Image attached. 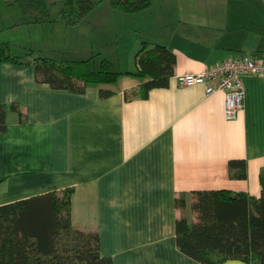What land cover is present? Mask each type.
<instances>
[{
  "label": "crops",
  "instance_id": "0c3cea01",
  "mask_svg": "<svg viewBox=\"0 0 264 264\" xmlns=\"http://www.w3.org/2000/svg\"><path fill=\"white\" fill-rule=\"evenodd\" d=\"M48 2V22L9 15L3 24L49 33L35 46L16 44L22 51L11 55L23 63L0 61V206L72 190L73 226L99 233L101 254L114 264H202L178 247L177 200L211 190L262 196L264 76L244 77L245 107L235 119L224 91L208 94L206 84L181 86L177 78L243 55L264 59V0H152L137 14L114 11L107 0L76 27L53 20L63 0ZM144 43L169 47L177 60L169 85L147 98L140 94L150 79L133 75ZM72 44L107 52L91 65L108 60L117 82L84 93L42 82L35 61ZM231 161L246 162V179L232 177Z\"/></svg>",
  "mask_w": 264,
  "mask_h": 264
},
{
  "label": "trees",
  "instance_id": "16d2710c",
  "mask_svg": "<svg viewBox=\"0 0 264 264\" xmlns=\"http://www.w3.org/2000/svg\"><path fill=\"white\" fill-rule=\"evenodd\" d=\"M108 1L114 11L124 14H137L152 5V0ZM5 2L9 10H14L11 12L23 16L24 24L51 20L48 0ZM99 3L98 0H63L60 13L53 20L76 27L95 12ZM1 4L2 0L0 10ZM9 48V45H0V61L23 63L9 53ZM136 61L137 71L133 75L150 79L141 90L143 98L153 89L166 88L175 74L177 60L169 47L152 49L144 43ZM35 67L42 82L78 93H84L92 84H113L121 75L106 59L101 61L100 67H95L91 61L44 58L35 61ZM53 72L63 75L67 82ZM110 95L102 92L103 98ZM5 130L3 117L0 133ZM229 166L233 178H247L245 161H231ZM261 183L260 198L227 190L195 192L191 206L195 221L182 215L176 224L179 249L202 264H225L230 260L264 264V176ZM71 201L72 190H66L0 206V264H114L111 258L101 254L99 233L73 226ZM177 206L181 209L187 206L185 195L177 200Z\"/></svg>",
  "mask_w": 264,
  "mask_h": 264
},
{
  "label": "built area",
  "instance_id": "2783aa9c",
  "mask_svg": "<svg viewBox=\"0 0 264 264\" xmlns=\"http://www.w3.org/2000/svg\"><path fill=\"white\" fill-rule=\"evenodd\" d=\"M246 76H264V59L251 55L230 58L203 73L179 75L177 80L181 86L206 84L208 94L224 91L227 117L235 119L245 107Z\"/></svg>",
  "mask_w": 264,
  "mask_h": 264
},
{
  "label": "rangeland",
  "instance_id": "374dc122",
  "mask_svg": "<svg viewBox=\"0 0 264 264\" xmlns=\"http://www.w3.org/2000/svg\"><path fill=\"white\" fill-rule=\"evenodd\" d=\"M6 0H2V8L0 10V45H9L10 43L13 45H11V48H9V53L12 55H17L19 51H22V49H20L19 47L16 46V44L18 43H22L23 42H27L30 43L32 45L35 46L36 42L37 44H39L38 41H41V38H47L46 36L48 35V31L47 30H37V26L33 27V28H22L20 30H9L3 27V24H5L4 22L7 21V16L11 15L13 13V15L15 17L20 18V14H14V10H9L10 8H8L6 2ZM99 2H104L105 0H98ZM51 3L55 4V3H59V0H50ZM56 9V8H55ZM14 20H16L17 22V18H14ZM21 20V19H20ZM4 21V22H3ZM21 22V21H20ZM64 35V36H63ZM73 32H69L68 34H62L60 38L61 41H63L62 44H65V42L70 43V39H72L73 36ZM67 40V41H65ZM9 43V44H7ZM96 43L98 44L97 41H95V45ZM129 43H131V41L129 40L128 42H124L123 46L129 45ZM15 44V45H14ZM10 47V45H9ZM75 45L72 44L71 47H69V49H66V51H63L61 53H57V56L55 59L58 61H93V59L96 58H102V57H107L108 53L107 52H103L102 49H96V50H92V49H82L81 51H75ZM124 50V48H123ZM127 57V55H126ZM76 59V60H73ZM100 63V61H99ZM192 202L193 200L190 199L187 202V206L183 209V214L185 216H187L190 220H193V218H195V213L192 211Z\"/></svg>",
  "mask_w": 264,
  "mask_h": 264
}]
</instances>
